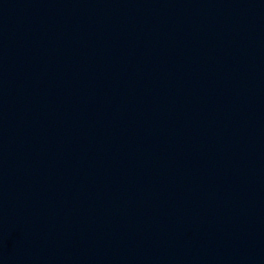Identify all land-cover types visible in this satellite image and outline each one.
I'll return each instance as SVG.
<instances>
[{
  "label": "water",
  "instance_id": "obj_1",
  "mask_svg": "<svg viewBox=\"0 0 264 264\" xmlns=\"http://www.w3.org/2000/svg\"><path fill=\"white\" fill-rule=\"evenodd\" d=\"M0 264H264V0H0Z\"/></svg>",
  "mask_w": 264,
  "mask_h": 264
}]
</instances>
